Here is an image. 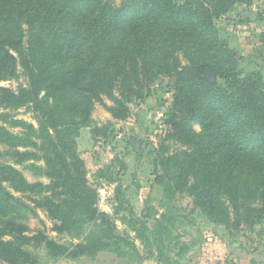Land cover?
<instances>
[{"label":"trees","instance_id":"obj_1","mask_svg":"<svg viewBox=\"0 0 264 264\" xmlns=\"http://www.w3.org/2000/svg\"><path fill=\"white\" fill-rule=\"evenodd\" d=\"M253 1L0 0V82L16 77L19 67L28 79L18 90L0 85V108L30 105L38 122L14 119L19 134L0 126V143L14 160L0 159V264H43L41 252L53 261L95 259L101 252L138 260L136 239L148 257L172 264L166 250L173 242V203H162L165 211L151 221L118 184L113 215L102 211L77 148L96 103L110 98L113 118L125 120L129 103L149 97L159 77L169 78L173 92L168 139L181 145L159 159L163 200L189 192L216 225H264L263 76L239 71L240 59L216 23L236 4ZM39 160L45 167H33L48 183L30 182L17 168ZM13 191L44 209L57 233L79 242L30 233L20 221L29 205Z\"/></svg>","mask_w":264,"mask_h":264},{"label":"rangeland","instance_id":"obj_2","mask_svg":"<svg viewBox=\"0 0 264 264\" xmlns=\"http://www.w3.org/2000/svg\"><path fill=\"white\" fill-rule=\"evenodd\" d=\"M216 23L222 37L240 59L239 71L243 74L258 71L264 81V0H254L250 6L236 4ZM27 82V76L19 67L16 77L1 81L0 85L18 90ZM151 87L152 94L144 101L129 103L131 113L125 120L113 118L108 110L113 102L104 97V102L96 103L90 123L80 130L77 148L85 162L89 183L99 193V208L113 215L115 188L121 184L135 211L142 216L150 213L151 221L165 211L162 203H173V242L166 250L172 264H264V232L261 234L264 225L255 230L216 225L200 214L189 192L179 193L171 201L163 200L162 188L157 184V177L162 173L159 159L181 145L168 139L171 127L166 123V112L173 100L169 78L159 77ZM159 114L163 116L159 118ZM14 119L38 125L37 115L30 105L19 109L0 108V126L19 134L23 129L13 125ZM194 129L201 130L198 124H194ZM133 141L139 143V149ZM8 149L0 143V159L14 163ZM34 163L45 167L44 161L39 160L17 165V168L30 182L48 183L49 178L42 170L35 169ZM13 193L29 205L22 208L20 221L28 226L30 233L43 231L61 243L79 242L68 233H57L56 221L44 209L35 207L26 195ZM117 225L122 234L135 239V234L120 221ZM136 242L143 256L138 260L111 252H101L95 259L75 261L66 258L53 261L44 252L40 255L43 264H170L156 255L148 257L145 246L140 240Z\"/></svg>","mask_w":264,"mask_h":264},{"label":"water","instance_id":"obj_3","mask_svg":"<svg viewBox=\"0 0 264 264\" xmlns=\"http://www.w3.org/2000/svg\"><path fill=\"white\" fill-rule=\"evenodd\" d=\"M211 80L212 81H215V77L212 75L211 76ZM133 144H134V146L137 148V149H139V143H137L136 141H133Z\"/></svg>","mask_w":264,"mask_h":264},{"label":"built area","instance_id":"obj_4","mask_svg":"<svg viewBox=\"0 0 264 264\" xmlns=\"http://www.w3.org/2000/svg\"><path fill=\"white\" fill-rule=\"evenodd\" d=\"M162 116H163V114H159V118L162 117Z\"/></svg>","mask_w":264,"mask_h":264},{"label":"crops","instance_id":"obj_5","mask_svg":"<svg viewBox=\"0 0 264 264\" xmlns=\"http://www.w3.org/2000/svg\"><path fill=\"white\" fill-rule=\"evenodd\" d=\"M98 257V256H97Z\"/></svg>","mask_w":264,"mask_h":264}]
</instances>
